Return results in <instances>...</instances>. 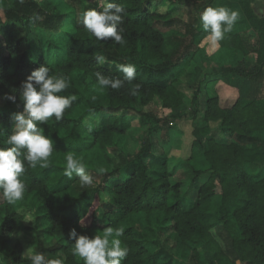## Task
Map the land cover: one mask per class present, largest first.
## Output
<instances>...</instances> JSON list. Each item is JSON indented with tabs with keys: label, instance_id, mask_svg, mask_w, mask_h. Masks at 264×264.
<instances>
[{
	"label": "trees",
	"instance_id": "obj_1",
	"mask_svg": "<svg viewBox=\"0 0 264 264\" xmlns=\"http://www.w3.org/2000/svg\"><path fill=\"white\" fill-rule=\"evenodd\" d=\"M56 2L64 7L57 9ZM109 2L125 10L119 25L123 44L99 41L83 26V12L98 9L101 0H0V147H10L14 114L23 110L21 83L32 71L44 65L50 75L67 77L69 87L60 95L77 97L61 120L38 122L54 150L41 162L45 166L25 161L23 199L10 204L0 193V264H31L19 244L10 249L28 216L34 253L64 264H84L73 255L72 229L91 238L108 227L123 230L119 239L128 255L122 264H264V98H249L228 80L264 78V17L255 14L253 0ZM207 7L238 12L232 30L215 44L200 19ZM202 47L213 49L209 59L240 54L243 61L213 71L189 99L173 76ZM119 64H134L135 79L120 89L101 87L95 73L123 80ZM83 87L88 109L75 119ZM148 105L160 116L146 115L137 151L119 154L113 164L110 149L131 128L129 106ZM187 123L194 140L185 163L192 177L182 193V184L171 178L185 164L174 152L182 149L179 126ZM67 153L83 161L92 185L82 187L75 173L71 179L64 175ZM133 217L152 225V239L136 227L124 228Z\"/></svg>",
	"mask_w": 264,
	"mask_h": 264
},
{
	"label": "clouds",
	"instance_id": "obj_2",
	"mask_svg": "<svg viewBox=\"0 0 264 264\" xmlns=\"http://www.w3.org/2000/svg\"><path fill=\"white\" fill-rule=\"evenodd\" d=\"M98 9L88 8L83 12V26L99 41L111 38L114 42L123 44L119 25L124 8L116 2L101 0ZM200 19L203 29L209 34L208 39L215 44L223 38L224 33L232 30L238 19V12L226 7H207ZM97 60L101 64L106 62L104 56H97ZM117 70L123 73V80L96 72L98 84L103 88L120 89L125 82L131 83L135 79L137 70L134 64H119ZM69 84L67 77L50 75L49 67L44 65L32 71L21 83L23 110L14 114V130L7 138L10 147H0V193L8 203L23 199L26 185L21 177L26 171L25 161L29 167L34 168L52 155L53 141L38 127V122L44 124L53 116L57 121L63 118L65 110L77 99L75 95H60ZM138 87L137 85L131 90L132 95L136 94ZM5 99L16 102L15 96H6ZM65 160V176L71 179L75 173L82 187L93 184V176L74 153H67ZM41 166L45 165L41 163ZM69 236L75 240L73 255L82 258L84 264H122L128 255L127 246H122L119 239L123 236V230L119 228L108 227L103 230L102 235L95 234L91 238L72 229ZM111 237L115 238L110 240ZM28 258L31 264H64L62 258L46 259L45 253L40 251Z\"/></svg>",
	"mask_w": 264,
	"mask_h": 264
},
{
	"label": "rangeland",
	"instance_id": "obj_3",
	"mask_svg": "<svg viewBox=\"0 0 264 264\" xmlns=\"http://www.w3.org/2000/svg\"><path fill=\"white\" fill-rule=\"evenodd\" d=\"M57 9H62L64 6L61 3H55ZM252 8L255 14L258 17H264V0H253ZM160 12H165V7L159 9ZM180 17L185 19L184 15H180ZM213 52V49L206 50V47H202L199 49L196 57L192 60V63L187 68L183 67L182 70L179 72L177 70V74L173 76L174 78L179 79L176 83L177 88L183 92L186 97L189 99L192 96V90L196 88L198 85L202 87L206 80L212 75L213 71H216L221 68L226 67H236L242 61L243 57L240 54H236L232 60H224L218 61L216 59H209L208 55ZM248 64L250 63L249 58L244 59ZM231 82H234L236 85L240 86L242 89L243 94H245L249 98H264V78L260 81L255 80H241L240 78H229ZM83 92V97L81 98L80 105L73 113V118L77 119L78 117H84L87 113L88 109V101L90 100V96L86 93L84 87L80 89ZM4 101L0 102V107L3 105ZM93 105L96 102H92ZM191 106L188 104V108ZM188 108H185V111H188ZM128 114L132 117L131 128L125 136L119 137L116 141V144L113 148L110 149L109 156L113 164L118 163L119 154L121 155H132L137 151L138 144L140 141V137L142 136L145 127L147 125V117L146 115L149 113H154L156 116H160V113L154 109L153 105H148L146 107L141 106H129ZM200 118L197 120L195 125H199ZM180 129L183 131V138H182V149L181 151L176 150L174 154H178L181 156V160L185 163L186 158L190 155V146L191 142L194 140L192 136V129L191 123H187L186 125H180ZM261 139L264 138V135H260ZM192 177V172L188 164H183L182 168L178 171V173L171 178L172 182H180L182 184L181 192L184 193L188 189V184L190 178ZM176 198L174 196L170 197V203H174ZM33 217L28 216L25 220L21 223V231L14 235L11 239L10 249H13L14 246L19 244L22 247V256L28 258L30 255L34 254L35 246L32 244L31 241V233H30V225L32 224ZM128 227H136L141 230L148 239H152L154 237V233L151 232V227L148 222H146L142 217H133L129 221H127L124 225V228ZM216 241L222 243L221 246L223 247L224 244L221 241L220 237H215ZM180 258L186 260L188 256L186 254L182 255L180 253L178 255ZM82 258L76 256V261L80 263Z\"/></svg>",
	"mask_w": 264,
	"mask_h": 264
}]
</instances>
